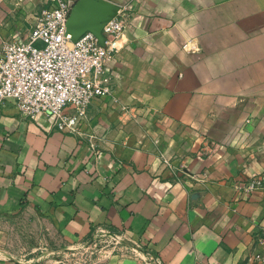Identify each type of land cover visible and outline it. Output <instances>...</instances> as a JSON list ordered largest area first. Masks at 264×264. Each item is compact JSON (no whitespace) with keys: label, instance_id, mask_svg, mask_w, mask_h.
I'll return each mask as SVG.
<instances>
[{"label":"crops","instance_id":"0c3cea01","mask_svg":"<svg viewBox=\"0 0 264 264\" xmlns=\"http://www.w3.org/2000/svg\"><path fill=\"white\" fill-rule=\"evenodd\" d=\"M108 1L126 24L82 134L0 104V264H57L10 253L16 219L58 247L108 232L101 264H261L264 189L234 183L264 175V0ZM44 5L0 0V42Z\"/></svg>","mask_w":264,"mask_h":264},{"label":"built area","instance_id":"2783aa9c","mask_svg":"<svg viewBox=\"0 0 264 264\" xmlns=\"http://www.w3.org/2000/svg\"><path fill=\"white\" fill-rule=\"evenodd\" d=\"M43 1L45 5L35 13L24 38L0 42V104L13 99L20 114L42 112L56 129L82 134L87 104L112 88L113 75L106 63L117 49V38L126 24V8L118 6L115 14L101 24L99 43L88 30L75 40L65 32L73 0ZM207 145L214 146V142L209 140ZM234 185L245 194L264 189V175L251 172ZM255 241L264 248V229ZM145 254L151 262L160 264L149 251ZM260 258L264 260V256Z\"/></svg>","mask_w":264,"mask_h":264},{"label":"rangeland","instance_id":"374dc122","mask_svg":"<svg viewBox=\"0 0 264 264\" xmlns=\"http://www.w3.org/2000/svg\"><path fill=\"white\" fill-rule=\"evenodd\" d=\"M12 225L15 230L9 245L10 253L22 256L40 255L42 258L51 257L57 264H101L109 253L116 252V247L124 246L115 236L94 233L86 240L61 244L60 247L53 245V247L52 241H49L46 236L40 237L41 241L36 243V240L30 237L28 227L24 226L20 219L13 220ZM33 245L37 248L30 251ZM113 245H115L114 248H112ZM117 250L120 251L121 248ZM260 262L264 264V260Z\"/></svg>","mask_w":264,"mask_h":264},{"label":"water","instance_id":"95a60500","mask_svg":"<svg viewBox=\"0 0 264 264\" xmlns=\"http://www.w3.org/2000/svg\"><path fill=\"white\" fill-rule=\"evenodd\" d=\"M117 8L118 5L108 0H73L65 20V32L75 40L88 30L102 43L101 24L114 15Z\"/></svg>","mask_w":264,"mask_h":264}]
</instances>
